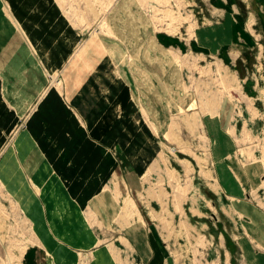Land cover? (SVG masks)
<instances>
[{
	"label": "rangeland",
	"instance_id": "rangeland-1",
	"mask_svg": "<svg viewBox=\"0 0 264 264\" xmlns=\"http://www.w3.org/2000/svg\"><path fill=\"white\" fill-rule=\"evenodd\" d=\"M0 264H264V0H0Z\"/></svg>",
	"mask_w": 264,
	"mask_h": 264
}]
</instances>
